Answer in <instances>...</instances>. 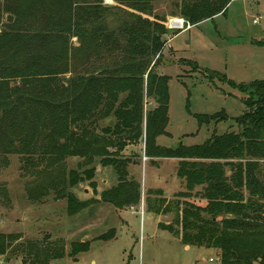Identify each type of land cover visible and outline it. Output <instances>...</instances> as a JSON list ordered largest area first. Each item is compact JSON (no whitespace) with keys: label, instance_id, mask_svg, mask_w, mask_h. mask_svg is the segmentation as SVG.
I'll list each match as a JSON object with an SVG mask.
<instances>
[{"label":"trees","instance_id":"1","mask_svg":"<svg viewBox=\"0 0 264 264\" xmlns=\"http://www.w3.org/2000/svg\"><path fill=\"white\" fill-rule=\"evenodd\" d=\"M7 1L5 8L0 6V21L8 12L14 21L1 25L0 33V155H18L30 165L44 162L45 169L38 173L59 172L66 159H79L81 166L99 159L117 178L115 186L101 193L100 202L121 211L140 202L141 185L128 171L140 164V156L131 152L125 157V152L143 144L148 159L179 160L176 177L187 190L180 197H193L192 190L201 188L194 197L203 205L177 203V217L169 225L159 223L158 229L184 246L219 250L220 264H264L259 205L264 202V175L252 174V161L264 160V80L236 84L221 75L245 96L246 112L234 119L239 132L213 133L197 146L179 142L162 147L156 140L169 136V77L156 73L155 67L169 34L164 17L148 21L144 8L134 5V16L114 15L121 22L116 34L98 27L84 29L86 23H94L97 11L85 16L84 7H74V0H21L20 5L19 0ZM232 1L180 0L178 15L193 27L224 16ZM72 38L78 46L71 44ZM146 99L154 108L145 110ZM194 117L199 126L228 121L224 111ZM107 120L113 125L100 127ZM66 177L60 185L74 189L87 181L96 188L94 167L81 175L70 171ZM148 195L158 198L155 203L146 201L148 214L168 210L161 191ZM62 196L70 216L95 202L80 201L73 192ZM15 238L0 233V256L12 248ZM88 247L73 245L71 255L85 253Z\"/></svg>","mask_w":264,"mask_h":264},{"label":"rangeland","instance_id":"2","mask_svg":"<svg viewBox=\"0 0 264 264\" xmlns=\"http://www.w3.org/2000/svg\"><path fill=\"white\" fill-rule=\"evenodd\" d=\"M14 4L12 2V6ZM74 4V7H84L81 12L85 16L97 11L94 23L84 25L86 30L98 27L117 34L121 28L118 19L138 13L134 5L144 8L145 13L141 14L148 21H152L153 16L164 17L167 23L170 19H183L178 15L180 0H74ZM7 5V0H0V6ZM8 16L14 21L12 13H2L0 33L1 25L12 23L6 22ZM167 30L169 34L155 72L169 77L166 128L169 136H160L157 145L170 147L180 142L184 146H197L213 133L239 132L234 119L246 112L242 104L245 96L232 89L221 75L236 84L264 80V46L255 45L264 42V0H234L224 16L204 21L176 37L177 31L171 32L168 27ZM70 42L79 45L77 38ZM146 101L151 103L150 99ZM152 108L150 104L145 110ZM221 111L228 121L199 126L194 117ZM107 125L112 126L113 121H104L100 127ZM143 156L144 152L139 158L143 166L129 167L130 176L138 178L141 185L140 202L136 207L119 211L100 202V194L97 195L99 201L70 216L62 195L73 192L78 200L93 201L96 188L92 189L90 182L85 181L72 189L66 183L60 185V180L66 181L70 171L81 175L94 167L98 187L106 190L117 183L112 167H102L99 159L91 166H81V160L74 158L66 159L59 172L52 173L54 169L38 173L45 169L44 162L37 164L35 161L30 165L22 162L18 155H0V233L16 237L12 248L5 256H0V264H220L219 250L184 246L177 237L157 227L159 223L169 225L173 222L178 215L177 203L189 201L203 205L194 197L201 188L192 190L193 197H180V193L187 192L185 184L182 192L173 194L177 189L169 183L166 191L173 195L162 193L161 197L168 202L165 208L168 210L148 218L146 201L155 203L158 200L148 195V188L162 184L163 179L170 176L176 177L171 159H161L159 167H155L150 161L143 162ZM252 162V174L261 171L264 175V160ZM83 188L90 190L88 195H83ZM259 205L264 218V202ZM103 235L114 238L102 241ZM85 244H89L87 252L71 255L73 245L80 249ZM210 258L213 262H209Z\"/></svg>","mask_w":264,"mask_h":264},{"label":"crops","instance_id":"3","mask_svg":"<svg viewBox=\"0 0 264 264\" xmlns=\"http://www.w3.org/2000/svg\"><path fill=\"white\" fill-rule=\"evenodd\" d=\"M180 33H182V32H180ZM174 37H176V36H174ZM173 37V38H174ZM173 38H171L167 43H169ZM152 105L153 106V108H154V102L153 101H151V103L150 102H147V101H145V107H146V109H147V105ZM111 121H113V120H107V122H111ZM113 123H114V121H113ZM107 126H110V125H107ZM213 129H214V127H213ZM159 138V137H158ZM157 138V139H158ZM156 142H158L157 140H156ZM143 144H140L138 147H134V148H128L127 149V151L125 152L127 155L130 153V152H135L138 156H140V158L142 157V154H143ZM163 147V146H162ZM172 160V162H173V175H175V177H176V169H177V166H178V163H179V160H177V159H171ZM147 162L148 161H150V163L151 164H153L155 167H159V164H160V162H162V160L161 159H148L147 158V160H146ZM147 162H145V163H147ZM140 166H143L144 165V163H140L139 164ZM138 166V165H137ZM97 171H98V169L96 170V173H97ZM128 171H129V169H128ZM136 179H138V178H136ZM94 182L96 183V196L94 197V200L95 201H99V199L97 198V195H100L103 191H105V190H101L99 187H98V182H97V180H96V174H95V177H94ZM138 182L140 183V180L138 179ZM169 183H170V185H171V183H172V186H174V187H176V189H177V191L175 192V190H174V192H172L173 194L174 193H179V192H182V189H183V186H184V182L182 181V180H180V179H178L177 177L176 178H174L173 176H170V178L168 177V178H165V179H163V182H162V184H158L157 186H151V187H149L148 188V191H155V190H159V191H162V193H164V196H167V195H173V194H171V192H168V191H166V189H168L169 187H170V185H169ZM107 190V189H106ZM82 191H83V195H88V193H89V191L90 190H88V189H86V188H83L82 189ZM91 194H92V192H91ZM80 200V199H79ZM89 199H83V198H81V200L80 201H88ZM89 208V207H88ZM120 211V210H119ZM148 218H152V215H151V217L148 215ZM211 259V258H210Z\"/></svg>","mask_w":264,"mask_h":264},{"label":"built area","instance_id":"4","mask_svg":"<svg viewBox=\"0 0 264 264\" xmlns=\"http://www.w3.org/2000/svg\"><path fill=\"white\" fill-rule=\"evenodd\" d=\"M167 27L171 32L177 31L179 33L191 28L186 21L177 18L170 19L167 23ZM146 160L147 158L143 156V162H146ZM209 262H213V259H209Z\"/></svg>","mask_w":264,"mask_h":264},{"label":"water","instance_id":"5","mask_svg":"<svg viewBox=\"0 0 264 264\" xmlns=\"http://www.w3.org/2000/svg\"><path fill=\"white\" fill-rule=\"evenodd\" d=\"M6 22H7V23H11V22H12V17H11V16H8V17L6 18ZM149 216L151 217V214H149Z\"/></svg>","mask_w":264,"mask_h":264}]
</instances>
